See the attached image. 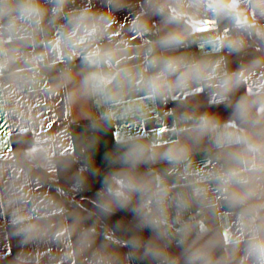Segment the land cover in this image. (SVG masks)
Here are the masks:
<instances>
[{"label":"clouds","instance_id":"9594fccd","mask_svg":"<svg viewBox=\"0 0 264 264\" xmlns=\"http://www.w3.org/2000/svg\"><path fill=\"white\" fill-rule=\"evenodd\" d=\"M0 264H264V0H0Z\"/></svg>","mask_w":264,"mask_h":264}]
</instances>
